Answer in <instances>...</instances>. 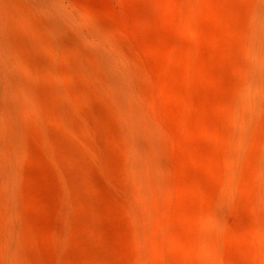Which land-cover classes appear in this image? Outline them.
<instances>
[{
	"label": "rangeland",
	"instance_id": "rangeland-1",
	"mask_svg": "<svg viewBox=\"0 0 264 264\" xmlns=\"http://www.w3.org/2000/svg\"><path fill=\"white\" fill-rule=\"evenodd\" d=\"M0 0V264H264V0Z\"/></svg>",
	"mask_w": 264,
	"mask_h": 264
},
{
	"label": "bare ground",
	"instance_id": "bare-ground-1",
	"mask_svg": "<svg viewBox=\"0 0 264 264\" xmlns=\"http://www.w3.org/2000/svg\"><path fill=\"white\" fill-rule=\"evenodd\" d=\"M33 1L36 2L35 4H44V3H46L47 6H52V5H54L56 3L55 0H33Z\"/></svg>",
	"mask_w": 264,
	"mask_h": 264
}]
</instances>
